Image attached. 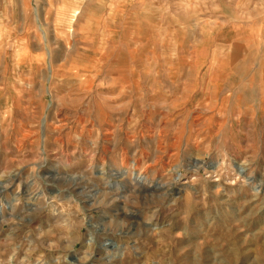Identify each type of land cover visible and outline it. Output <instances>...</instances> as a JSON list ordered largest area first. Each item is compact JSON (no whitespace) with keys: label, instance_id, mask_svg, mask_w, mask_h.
<instances>
[{"label":"rangeland","instance_id":"obj_1","mask_svg":"<svg viewBox=\"0 0 264 264\" xmlns=\"http://www.w3.org/2000/svg\"><path fill=\"white\" fill-rule=\"evenodd\" d=\"M262 15L0 0V264H264Z\"/></svg>","mask_w":264,"mask_h":264},{"label":"bare ground","instance_id":"obj_2","mask_svg":"<svg viewBox=\"0 0 264 264\" xmlns=\"http://www.w3.org/2000/svg\"><path fill=\"white\" fill-rule=\"evenodd\" d=\"M76 14H78V10H74V13H73V17L76 15ZM61 69V68H60ZM52 70V69H51ZM61 77V76H60ZM239 171V170H238ZM241 171V170H240ZM123 172H126L125 170H123ZM242 172V171H241ZM119 174V173H118ZM123 175V174H122ZM140 179H142V177L141 176H136V178H134V180L138 183L139 182V180ZM71 180V179H70ZM72 181V180H71Z\"/></svg>","mask_w":264,"mask_h":264},{"label":"crops","instance_id":"obj_3","mask_svg":"<svg viewBox=\"0 0 264 264\" xmlns=\"http://www.w3.org/2000/svg\"><path fill=\"white\" fill-rule=\"evenodd\" d=\"M261 19L262 20L260 21V25L264 24V21H263L264 20V15L261 16ZM258 20H260V19H258ZM262 37H264V36H262Z\"/></svg>","mask_w":264,"mask_h":264},{"label":"water","instance_id":"obj_4","mask_svg":"<svg viewBox=\"0 0 264 264\" xmlns=\"http://www.w3.org/2000/svg\"><path fill=\"white\" fill-rule=\"evenodd\" d=\"M67 179H68V180H70V179H71V180L73 181V178H71V176H67Z\"/></svg>","mask_w":264,"mask_h":264}]
</instances>
